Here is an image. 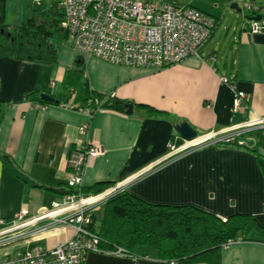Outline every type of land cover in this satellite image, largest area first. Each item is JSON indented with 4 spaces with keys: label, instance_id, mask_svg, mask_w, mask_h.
<instances>
[{
    "label": "crops",
    "instance_id": "obj_1",
    "mask_svg": "<svg viewBox=\"0 0 264 264\" xmlns=\"http://www.w3.org/2000/svg\"><path fill=\"white\" fill-rule=\"evenodd\" d=\"M169 1L196 7L217 25L196 53L167 67L83 57L67 50L69 37L61 40H69L63 47L68 56L60 61L61 45L51 63L18 59L0 46V230L21 210L38 215L60 202L62 195L52 187H68L66 156L89 144L100 145L103 153L88 158L82 170L86 188L144 172L127 191L150 203L192 204L222 219L252 214L264 226V126L242 132L241 143L207 144L163 160L170 142L184 141L177 131L183 121L201 134L264 116V33L250 30L253 11L264 19V0ZM62 13L55 0H0V45L32 17L49 22L53 31ZM83 82L95 94L134 104L133 112L102 107L87 117L72 105L83 99ZM238 91L245 93L242 101L236 100ZM43 92L60 102H40ZM74 232L53 228L17 242L24 244L21 251L48 249ZM222 262L264 264V243H233L222 250ZM83 264L164 263L154 254L124 258L93 252Z\"/></svg>",
    "mask_w": 264,
    "mask_h": 264
},
{
    "label": "built area",
    "instance_id": "obj_2",
    "mask_svg": "<svg viewBox=\"0 0 264 264\" xmlns=\"http://www.w3.org/2000/svg\"><path fill=\"white\" fill-rule=\"evenodd\" d=\"M63 10L60 26L69 35L71 45L83 57H95L114 65L163 68L183 61L196 53L209 39L216 19L191 5L179 6L169 0H55ZM248 6V5H247ZM254 7L248 6L253 11ZM252 33H264V19L253 20ZM222 82L228 78L222 77ZM243 91L237 92L242 101ZM104 99L95 100L97 107L79 110L91 118L102 108ZM209 104V103H208ZM39 107V103L36 104ZM87 125L82 127L86 129ZM264 126V116L240 123L220 131L199 134L197 138L180 145L169 144L173 155L186 153L206 143H241L246 130ZM243 142V140H242ZM181 152V153H180ZM103 153L100 145L89 144L80 151L70 153L66 162L70 171L68 184L82 185V170L87 158ZM122 180L96 195L67 193L52 209L29 215L26 210L15 214L12 223L0 230V247L36 237L53 228L72 227L74 234L54 248L35 247L14 255L0 264H83L89 253L99 252L98 238L83 225L90 221L99 207L117 197L129 187V179ZM230 245H226L229 247Z\"/></svg>",
    "mask_w": 264,
    "mask_h": 264
},
{
    "label": "trees",
    "instance_id": "obj_3",
    "mask_svg": "<svg viewBox=\"0 0 264 264\" xmlns=\"http://www.w3.org/2000/svg\"><path fill=\"white\" fill-rule=\"evenodd\" d=\"M47 23L32 17L22 27L11 32L13 41L11 38L6 40L5 44L0 45L1 50L10 51L18 59L38 63L57 61L61 42L55 38V29L52 31ZM55 28L65 32L63 39L69 37L60 23H55ZM87 84L82 83L85 94L81 103L72 102L77 109L86 106L95 108V100L105 98L102 107L126 111L124 105L129 101L114 97L113 94L108 97L95 94ZM70 92L74 94L75 91ZM40 94L39 101L45 102ZM179 142L177 145L182 143ZM109 184L98 183L88 188L89 191H86V187L81 190L96 193ZM52 189L62 196L77 192L75 188H62L61 185ZM83 227L98 238L97 253L124 258L154 254L164 264H223L222 250L227 248L226 245L238 242L264 243V226L252 214H233L222 219L192 204L150 203L128 191L109 201L104 213L101 216L95 213Z\"/></svg>",
    "mask_w": 264,
    "mask_h": 264
},
{
    "label": "rangeland",
    "instance_id": "obj_4",
    "mask_svg": "<svg viewBox=\"0 0 264 264\" xmlns=\"http://www.w3.org/2000/svg\"><path fill=\"white\" fill-rule=\"evenodd\" d=\"M181 4H183L182 2H181ZM39 6V5H38ZM216 25H217V20H216ZM216 27V26H215ZM214 27V28H215ZM55 30H54V33H55V38L59 41V42H61V40L63 39V31L62 30H60V29H57V28H54ZM214 30V29H213ZM66 42L67 43H69V40H66L65 42H63L61 45V54H60V61H61V58L63 57V56H68V53H67V50H71V51H73V53H74V51H75V49L74 48H72V46H69V48L67 49V50H63V47H65V45H66ZM60 45V44H59ZM73 60V59H72ZM206 133V132H205ZM199 134V133H198ZM202 134V133H201ZM185 142V140L182 142V143H184ZM242 142V141H241ZM170 143H172V142H170ZM169 143V144H170ZM181 143V144H182ZM244 143H246V142H244ZM169 144H168V152L166 153V155L164 156V158H163V160H164V162H167V161H170V160H172V159H174V158H177V157H179L180 155H183L184 153H182V154H175V155H173V154H171L172 153V150L169 148ZM172 144H174V143H172ZM207 144H213L214 145V143H206V144H203V145H207ZM203 145H201V146H203ZM199 148V147H198ZM192 150H194V149H189V150H187V152H189V151H192ZM186 152V153H187ZM181 153V152H180ZM87 160H88V158H87ZM87 163V162H86ZM86 163H85V165H86ZM70 170H71V168H70ZM70 174L71 173H69V178H70ZM137 173H135V174H133V175H136ZM132 175V176H133ZM129 177H131V176H129ZM128 177V178H129ZM128 178H126V179H128ZM125 179V180H126ZM138 179V176H135L134 178H132V179H129L127 182H129V183H134L136 180ZM82 180H83V177H82ZM122 180H124V179H122ZM122 180H119V181H116L115 183H112V184H109V186H107V187H105L104 189H102V190H100L99 192H96V193H93V192H85V191H82L81 190V188H84V186H83V183H82V185L80 186V187H78V188H75V189H77V192H75V193H81V194H83V195H96V194H99V193H101V192H103V191H105V189L106 188H108V187H110V186H113V185H115V184H117V183H120ZM96 185V184H95ZM94 186V185H93ZM93 186H91V187H93ZM68 187H71L69 184H68ZM73 188V187H72ZM89 189H90V187H88ZM87 188V189H88ZM89 189L88 190H86V191H89ZM124 193V192H123ZM115 197H113V198H111L109 201H111L112 199H114ZM109 201L107 202V203H104V204H102L100 207H99V209L96 211V214L97 215H102L103 214V212H104V207L106 206V205H108V203H109ZM23 242V241H22ZM39 245V244H38ZM24 246V244L23 243H21V242H17V243H14V244H11V245H7V246H3V247H1L0 248V258H1V260H8V261H10V260H12L14 257V252L16 251V250H18L16 253H18V252H20L21 251V249H22V247ZM57 246V245H56ZM230 247V246H229ZM54 248V247H53ZM30 250H33V248H31ZM15 253V254H16ZM154 257V256H153Z\"/></svg>",
    "mask_w": 264,
    "mask_h": 264
},
{
    "label": "water",
    "instance_id": "obj_5",
    "mask_svg": "<svg viewBox=\"0 0 264 264\" xmlns=\"http://www.w3.org/2000/svg\"><path fill=\"white\" fill-rule=\"evenodd\" d=\"M232 8L237 9L239 12L241 11V8H239L238 3H233L231 5ZM253 15L250 16L251 20H260L262 18V14L257 13L256 11H253ZM40 97L42 100L46 102H56L58 101L56 97L49 93H41ZM124 108H126L127 112L132 113L134 109V104L132 103H126L124 105ZM177 131L180 134L181 138H183L186 141H191L198 137V131H196L187 121L181 122L177 126ZM262 164L264 165V160H261Z\"/></svg>",
    "mask_w": 264,
    "mask_h": 264
},
{
    "label": "bare ground",
    "instance_id": "obj_6",
    "mask_svg": "<svg viewBox=\"0 0 264 264\" xmlns=\"http://www.w3.org/2000/svg\"><path fill=\"white\" fill-rule=\"evenodd\" d=\"M84 125H87V124H86V123L83 124L82 127H83ZM87 127H88V125L86 126V128H87ZM66 160H67V162H69V160H70V155H67V156H66ZM72 170H73V168L71 169V172H72ZM126 191H127V190H126ZM126 191H125V192H126ZM32 237H33V236H31V237H29V238H32ZM29 238H27V239H29ZM23 240H25V239H23ZM14 243H15V242H14ZM11 244H12V243H11ZM8 245H9V244H8Z\"/></svg>",
    "mask_w": 264,
    "mask_h": 264
}]
</instances>
